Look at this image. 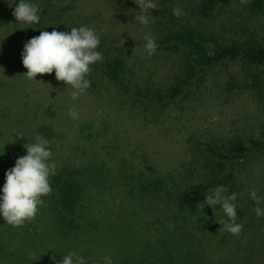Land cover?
Returning <instances> with one entry per match:
<instances>
[{"label": "rangeland", "instance_id": "374dc122", "mask_svg": "<svg viewBox=\"0 0 264 264\" xmlns=\"http://www.w3.org/2000/svg\"><path fill=\"white\" fill-rule=\"evenodd\" d=\"M204 1L153 0L157 9L143 25L135 21L141 0H32L41 19L27 28L17 23L11 0H0V188L6 171L26 154L24 144L39 134L49 141L56 174L73 173L86 191L84 205L72 216L44 196L45 204L23 226L13 228L0 219V264H58L73 251L88 257L89 264H104L106 255L114 264L132 262L129 257L138 264H169V258L191 251L205 264H264V217L256 215L249 195L256 191L264 199V144L254 145L264 141V66L256 71L261 74L257 88L248 86L252 68L242 60L229 61L196 74L173 99L170 90L196 56L184 47L171 49L174 41L159 43L172 31L192 29L222 44L264 45V13L251 15L240 1L204 19L197 14ZM174 8L184 14L175 17ZM54 26L64 32L93 28L103 54L98 66L118 56L125 63L122 82L103 75L95 63L87 76L90 88L73 100V89L57 81L55 71L26 79L25 42ZM145 36L158 45L151 57ZM73 108L77 119L68 115ZM17 131L27 138L15 137ZM238 141L250 151L223 175L229 195L238 194L236 222L243 228L236 236L220 230L219 221L227 217L219 206L215 216L196 197L210 178L197 161L205 145ZM187 170L196 194L187 192L183 203L177 204L187 189L181 176L160 192L149 189L140 201L134 199L139 175Z\"/></svg>", "mask_w": 264, "mask_h": 264}, {"label": "clouds", "instance_id": "9594fccd", "mask_svg": "<svg viewBox=\"0 0 264 264\" xmlns=\"http://www.w3.org/2000/svg\"><path fill=\"white\" fill-rule=\"evenodd\" d=\"M249 0H241L247 3ZM137 3V2H136ZM135 21L147 25L150 22L153 9H157L153 0H141ZM15 5L13 15L21 25L39 24L41 9L32 0H11L10 7ZM175 17H180L183 9L174 8ZM34 28V27H32ZM24 29V28H21ZM145 51L151 57L157 50V43L151 36L144 37ZM100 37L93 28L80 26L71 27L70 32L53 30L42 31L39 36L32 37L24 44L21 53L22 64L27 69L24 74L26 79L37 80V74H52L55 79L64 82L73 89L71 98L77 100L90 88L91 81L87 78L91 66L102 60L103 54L98 51ZM71 119H77L78 113L73 109L68 111ZM15 137H26L22 132H15ZM27 138V137H26ZM28 140V139H27ZM26 154L16 159L15 165L5 173V183L0 188V219L5 224L17 228L35 218L39 211L38 206H43L42 197L51 193L50 177L56 174V163L51 159L52 151L47 138L37 134L35 142L24 144ZM250 198L257 205L255 213L264 217V203L256 191L250 192ZM238 194L229 195V189L223 185L208 189L204 200L200 204L213 209L216 216L217 206L223 212L226 220H221L220 230L225 233L239 236L243 225L236 222L238 208ZM104 264H114L110 255L103 257ZM58 264H89V258L77 252L63 254Z\"/></svg>", "mask_w": 264, "mask_h": 264}, {"label": "trees", "instance_id": "16d2710c", "mask_svg": "<svg viewBox=\"0 0 264 264\" xmlns=\"http://www.w3.org/2000/svg\"><path fill=\"white\" fill-rule=\"evenodd\" d=\"M241 0H205L198 8L197 14L204 19H209L214 15V12L218 9L230 8L237 2ZM247 9L251 15H259L264 13V0H249L247 2ZM60 31L59 26L50 27L48 32L53 30ZM169 40L166 42H159L164 44H170V42H175L171 49H179L180 47L186 48L191 54L196 56L195 64L188 65V71L186 76L179 82L177 85L170 90L171 98L177 99L184 90L185 86L191 85L196 74L204 73V71L212 68L220 63L232 62L237 60H242L247 68H252L253 71L250 73L251 83L248 84L249 88H257V81L261 78L260 73L256 71H261L260 69L264 66V45L254 44L250 41L244 42H225L219 43L214 37L206 39L203 34L196 30H186V31H172L168 36ZM164 50V49H163ZM170 50V49H169ZM97 62V66H98ZM95 64L91 66V69L95 68ZM100 68V66H98ZM125 63L118 56L111 59L106 64H102L101 72L103 75L108 76L112 81L118 83L122 82L120 77L124 73ZM185 87V88H184ZM159 100L162 99L160 94L157 95ZM263 142L256 141L254 145L261 146ZM204 147V145H202ZM200 152V149L198 148ZM250 149L241 141L235 142L229 146H218V145H208L206 144L202 150V156L197 157V161L202 169L206 172H209L210 178H208L207 185L203 186L200 190L197 200L204 199V194L208 189L214 188L219 185H223L227 188L226 180L224 179V172L226 171L229 164L242 159ZM198 165V166H199ZM189 173L191 171L187 170L185 173L176 172L171 175H165L157 177L156 174L153 175H139V179L136 187L140 189L135 193L134 199L140 201L141 197L149 189L151 192L157 193L160 192V188L163 185L175 183V177L181 176V181L186 185L187 189L183 191L179 197V203H183L188 194H196L195 189L192 191L189 184ZM82 174V173H81ZM147 176V177H146ZM83 177V175H81ZM146 177V178H144ZM178 181L179 178H177ZM183 184V185H184ZM50 187L52 189L51 193L47 196H51L52 200L56 207H60L67 216H72L76 213L79 204L84 205L85 201V185H79L73 173H62L55 174L50 177ZM133 187L130 190V193H134ZM85 191V193H84ZM188 192V194H187ZM172 191L168 192L167 195L170 198ZM172 201V200H171ZM82 210V209H81ZM90 210L85 209V213L88 214ZM83 211H81L82 215ZM90 215V214H89ZM179 220L180 217L176 216V220ZM88 230V229H81ZM194 251L187 252L186 256H181L174 260L172 257L169 258V264H205L202 259H199L197 262L190 254H193ZM126 260L123 264H138L135 258Z\"/></svg>", "mask_w": 264, "mask_h": 264}]
</instances>
